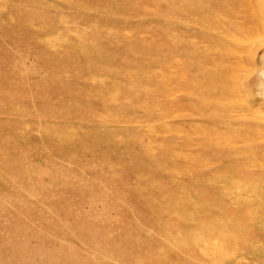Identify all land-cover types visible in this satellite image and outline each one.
Returning a JSON list of instances; mask_svg holds the SVG:
<instances>
[{"label":"rangeland","instance_id":"374dc122","mask_svg":"<svg viewBox=\"0 0 264 264\" xmlns=\"http://www.w3.org/2000/svg\"><path fill=\"white\" fill-rule=\"evenodd\" d=\"M263 113L264 0H0V264H264Z\"/></svg>","mask_w":264,"mask_h":264},{"label":"bare ground","instance_id":"6f19581e","mask_svg":"<svg viewBox=\"0 0 264 264\" xmlns=\"http://www.w3.org/2000/svg\"><path fill=\"white\" fill-rule=\"evenodd\" d=\"M239 43V42H238ZM210 57V56H209ZM196 66V65H195ZM205 66V65H204ZM219 76V75H218ZM219 79V78H218ZM179 93H180V91H179ZM190 95V94H189ZM188 96V95H187ZM264 114V113H263ZM262 129V128H261ZM258 130H260V129H258ZM260 132V131H259ZM171 158V157H170ZM220 174V173H219ZM238 176V175H237ZM210 177V176H209ZM150 184V183H149ZM240 198V197H239ZM260 208V207H259ZM261 209V208H260ZM217 211V210H216ZM196 212V211H195ZM210 216V215H209ZM221 218V217H220ZM222 219H223V217H222ZM218 220V219H217ZM221 220V219H220ZM232 220V219H231ZM259 221V220H258ZM211 222V221H210ZM221 222V221H220ZM229 222V221H228ZM233 223V222H232ZM210 225H211V223H210ZM213 225V224H212ZM215 225V224H214ZM220 225V224H219ZM218 225V226H219ZM228 225V224H227ZM230 225V224H229ZM201 227H203V226H201ZM209 227H211V226H209ZM215 227V226H214ZM213 227V228H214ZM225 227V226H224ZM224 229V228H223ZM215 230V229H214ZM222 232V231H221ZM212 235L213 234H215V233H211ZM222 234V233H221ZM220 234V235H221ZM208 235V234H207ZM219 237V236H218ZM222 237H223V234H222ZM221 238V237H220ZM219 238V239H220ZM208 240V239H207ZM224 240H225V242L227 241L228 243H230L231 242V244H230V249L231 250H233V251H235V252H238V251H240L241 250V248L243 247V245H244V243H242L243 242V240L242 239H239V241L236 243H234V244H232V242H233V240L228 236V234H225V236H224ZM181 241V240H180ZM183 241V240H182ZM223 242V241H222ZM167 243V242H166ZM247 245V244H246ZM245 245V246H246ZM250 246V245H249ZM254 246V245H253ZM246 249V248H245ZM252 250V249H251ZM244 252V251H243ZM202 253L204 254V252L202 251ZM253 253V252H252ZM229 253H228V251H226L225 250V253H223V255L221 256V258L223 259V257L226 255V257H227V255H228ZM214 255V254H213ZM204 256V255H203ZM232 256H234V255H232ZM199 257H202L201 255L199 256ZM206 257V259H208V260H210L211 261V256H205ZM216 257V256H215ZM218 257V256H217ZM231 257V256H230ZM229 257V258H230ZM232 258V257H231ZM230 258V259H231ZM216 260V259H215ZM219 260V259H218ZM184 261V260H183ZM215 262V261H214ZM227 262H228V260H227ZM247 262V261H246ZM220 263V262H219ZM222 263H223V261H222ZM222 263H220V264H222ZM185 264V263H184ZM210 264V263H209Z\"/></svg>","mask_w":264,"mask_h":264}]
</instances>
